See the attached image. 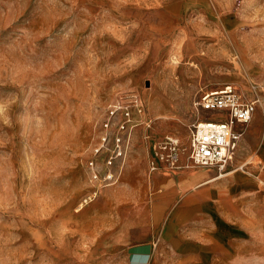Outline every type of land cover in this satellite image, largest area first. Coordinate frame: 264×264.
Here are the masks:
<instances>
[{"label": "rangeland", "instance_id": "rangeland-1", "mask_svg": "<svg viewBox=\"0 0 264 264\" xmlns=\"http://www.w3.org/2000/svg\"><path fill=\"white\" fill-rule=\"evenodd\" d=\"M222 84L256 101L230 167L243 170L212 193L217 205L180 192L156 222L173 223L181 264H264V0H0V264H113L114 238L146 219L140 202L160 201L145 183L162 141L179 138L172 169L187 170L194 102ZM130 94L145 114L126 152L148 156L121 159L106 182L102 122ZM232 196L257 212L240 247L208 236L220 228L208 208L229 213Z\"/></svg>", "mask_w": 264, "mask_h": 264}, {"label": "crops", "instance_id": "crops-1", "mask_svg": "<svg viewBox=\"0 0 264 264\" xmlns=\"http://www.w3.org/2000/svg\"><path fill=\"white\" fill-rule=\"evenodd\" d=\"M157 116L158 117L154 118H162L163 115L159 114ZM151 122L153 123V120H151ZM137 131L140 133V128L137 129ZM244 134L242 135L239 144ZM130 145L131 143L129 144L127 151ZM143 150L144 149H142V152L125 153L124 158H130L129 161L127 159L129 164H127V166L129 169L132 168L131 163L133 161L137 163V165L146 162L148 152H144ZM136 154L138 158L135 159V161L133 156H136ZM156 154L159 155L161 159L159 163L156 161L158 163L157 169L159 171L147 175L145 187L148 191L151 189H160V201L157 204L152 203L150 199L151 195H149V198L146 197L144 201L140 202V204L143 205L142 210L145 211L146 219L140 223H133L130 227H124L122 231L117 234V240L114 238V243L109 249V251L112 252V256L110 255L109 259L112 258L113 264H181L179 260L176 259V246L170 238L175 235L173 231V223L171 221H166L160 228H158L160 224L156 221L160 219L159 217H162L165 214L164 212L170 211L171 206L179 199L178 194L180 192H185L187 194L185 197L186 203H188L187 206H192V202H196L199 197L206 198L207 203L210 205L213 203L214 205H217L215 199L218 196H215L212 193L218 190L223 192L222 190L227 189L228 187L232 188L231 185L236 184V175L232 180L226 178L236 173V171L239 170L238 168L236 170H231L228 174L223 176H218L214 169L200 168L201 170H190L192 167H185V165L184 168H188L187 170L175 172L172 169L173 167H169L163 163L162 158L165 157V152H156ZM196 187L197 190L195 191ZM199 187L200 189H198ZM224 199L226 204L232 205L229 209V213H227V209L224 212L222 208L214 205L213 208H208V219L212 218L211 221L218 223V226L220 227L213 231L209 229L208 236L213 244L220 245L227 244L231 239L228 237H235L238 241L237 247H240L242 243L249 242L247 239L242 242L240 238H247L256 235L253 228H242L240 226H243L245 223L244 226L251 227L252 225H248L247 222L255 221L257 218V212H254L255 207H251L250 203L244 204L239 198L232 196ZM131 207L135 208L136 205L133 204ZM139 236H143L145 239H136ZM208 247L211 249V244ZM253 257H258V255H254L252 258ZM211 259H213L212 263L216 261V258ZM223 264H225V262H223Z\"/></svg>", "mask_w": 264, "mask_h": 264}, {"label": "built area", "instance_id": "built-area-1", "mask_svg": "<svg viewBox=\"0 0 264 264\" xmlns=\"http://www.w3.org/2000/svg\"><path fill=\"white\" fill-rule=\"evenodd\" d=\"M256 101L247 97L232 84H222L200 91L194 102L199 114L191 124L185 166L214 169L218 176L228 174L239 141L255 112ZM213 111L215 119H201L199 111ZM144 105L136 94L115 100L106 108L102 133L95 155L105 154L106 172L103 181L110 180L130 144L131 132L139 123H144ZM141 121V122H140ZM147 126L149 124H146ZM180 141L166 136L161 150L165 152L163 163L174 167L178 161ZM105 151V152H103ZM90 164L93 165V162ZM151 169L158 168L150 161ZM94 172L93 179H97ZM107 182V181H106Z\"/></svg>", "mask_w": 264, "mask_h": 264}, {"label": "bare ground", "instance_id": "bare-ground-1", "mask_svg": "<svg viewBox=\"0 0 264 264\" xmlns=\"http://www.w3.org/2000/svg\"><path fill=\"white\" fill-rule=\"evenodd\" d=\"M151 122V121H150ZM250 122V121H249ZM152 123V122H151ZM168 136V135H167ZM145 138H147V136L144 134L143 135V139H145ZM178 140H179V138H177ZM184 167V166H183ZM185 167H187V166H185ZM243 168V165H240L239 167H238V169H242ZM211 182V181H210Z\"/></svg>", "mask_w": 264, "mask_h": 264}]
</instances>
